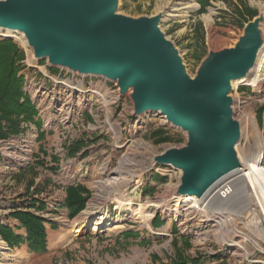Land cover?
<instances>
[{
	"label": "rangeland",
	"instance_id": "obj_1",
	"mask_svg": "<svg viewBox=\"0 0 264 264\" xmlns=\"http://www.w3.org/2000/svg\"><path fill=\"white\" fill-rule=\"evenodd\" d=\"M236 1L210 0L205 12L197 14L196 0H118L117 13L132 18L160 13V30L174 45L187 74L194 77L209 52L233 47L245 23L253 19L241 24L247 16L235 12ZM243 1L264 16V0ZM193 2L195 8L189 7ZM260 32L261 51L264 20ZM0 36L14 39L25 53L20 71L24 90L36 104L44 130L40 140L35 125L27 123L18 136L0 140V221L14 229L17 222L8 214L28 207L42 217L47 232L44 252H30L25 244L9 248L0 237V264H165L180 254L196 257L198 264H264V239L247 213L232 215L231 231L226 233L214 217L188 210L189 202L173 205L181 172L156 164L153 158L184 145L185 131L158 113L134 115L131 92L119 94L116 82L51 71L45 59H32L19 33ZM262 71L256 88L242 79L232 83L229 93L233 118L240 125L236 147L244 156L256 150L255 130L264 143V60ZM160 127L175 141L154 143L151 132ZM76 141L83 144L76 155H69L67 146ZM122 158L133 171L121 197L131 199L130 212L115 209L106 185ZM76 183L89 190L83 210L97 188L104 197L97 214L83 225L78 224L83 210L69 217L61 206L66 186ZM32 199L45 203L46 209L30 207ZM148 200L167 206L157 208L145 224L138 208ZM103 213L106 225L94 228ZM155 215L160 216L158 221ZM125 232L134 235L126 237Z\"/></svg>",
	"mask_w": 264,
	"mask_h": 264
},
{
	"label": "water",
	"instance_id": "obj_2",
	"mask_svg": "<svg viewBox=\"0 0 264 264\" xmlns=\"http://www.w3.org/2000/svg\"><path fill=\"white\" fill-rule=\"evenodd\" d=\"M117 8L118 0H0V29L23 34L33 60L114 81L119 94L131 92L134 115L158 113L185 131L184 145L153 160L180 170L177 195L200 196L241 166L229 93L255 64L264 16L245 23L233 47L209 52L190 77L159 28L160 13L132 18Z\"/></svg>",
	"mask_w": 264,
	"mask_h": 264
},
{
	"label": "trees",
	"instance_id": "obj_3",
	"mask_svg": "<svg viewBox=\"0 0 264 264\" xmlns=\"http://www.w3.org/2000/svg\"><path fill=\"white\" fill-rule=\"evenodd\" d=\"M196 1L199 6L197 14L205 12L206 6L210 4V0ZM234 9L239 16H247L243 19L242 25L257 13V10L245 5L243 0H237ZM24 59L25 53L14 39H0V140L18 136L25 130L27 123L35 125L37 138L41 140L44 135L37 106L30 94L24 90V77L20 73ZM49 69L54 72L58 71L57 68L49 67ZM151 137L156 144L175 141L163 127L152 131ZM82 144L83 141H76L67 146L69 155H76ZM154 178L164 182L161 176L155 175ZM65 195L61 206L67 209L69 217H74L84 209L89 198V190L81 183L70 184L66 186ZM32 206L38 210L46 209L45 203L42 201L38 203L34 199L31 200L30 207ZM8 216L17 222L13 229L10 225H5L0 221V237L9 248L25 244L30 252L46 250L47 232L42 217L31 212L28 207L14 209ZM154 218L158 221L160 216L155 215ZM52 228L56 227L52 225ZM124 235L128 237L134 234L125 232ZM165 264H198V259L196 257L186 258L180 254Z\"/></svg>",
	"mask_w": 264,
	"mask_h": 264
},
{
	"label": "bare ground",
	"instance_id": "obj_4",
	"mask_svg": "<svg viewBox=\"0 0 264 264\" xmlns=\"http://www.w3.org/2000/svg\"><path fill=\"white\" fill-rule=\"evenodd\" d=\"M194 6L195 2H193V4L189 7L195 8ZM2 32L3 33H0V35L12 34V31L9 30H4ZM20 36L24 39L23 34H20ZM263 60L264 48L258 52L255 64L251 69H249L251 71L250 74L242 81H246V83H250L256 88L260 80V76L263 74ZM242 81L236 83H240ZM254 140L256 150H252L253 152L249 154V156L241 155L240 151L235 146L234 149L236 152V158L237 161L241 163V166L232 172L229 177L213 189L200 196H174L175 203L173 205L179 206L182 203L189 202L190 204H188V210L201 213L208 219L214 217L217 225L220 226V229L226 233L231 231V216L237 214L239 215L245 212L248 214V217H250L249 221L252 224V227H254L260 237L264 239V143L261 133L257 130H255ZM132 172V170H129L127 160L122 158L118 162L117 167L114 169V173L116 175L109 180H106V185L110 188V193L113 196L116 210L124 212H130L132 210L131 199L127 198L124 200L121 198L124 193V188L129 182L128 175H132ZM226 180H229V184L227 186L228 190L225 191L226 196L223 198V196H220L221 190L219 188ZM102 197L100 189L97 188V192L93 195L88 206L81 212L79 221L77 220L79 225L85 224L89 221L90 217L97 214V205L101 203ZM166 206L167 204L165 203L159 204L151 200L146 201L138 208L140 216L142 217V222L146 224L147 221L152 218L153 213L157 208H164ZM106 216L107 214L105 213L100 214V218L95 220L96 222L93 227L97 228L102 225H106ZM229 242L230 245L234 244L232 239L229 240Z\"/></svg>",
	"mask_w": 264,
	"mask_h": 264
},
{
	"label": "built area",
	"instance_id": "obj_5",
	"mask_svg": "<svg viewBox=\"0 0 264 264\" xmlns=\"http://www.w3.org/2000/svg\"><path fill=\"white\" fill-rule=\"evenodd\" d=\"M72 76H74V75H72ZM76 76V75H75ZM228 184H229V180H226L222 185H220V196H223V198L226 196V192L225 191H227L228 189H227V186H228ZM225 192V193H224Z\"/></svg>",
	"mask_w": 264,
	"mask_h": 264
},
{
	"label": "crops",
	"instance_id": "obj_6",
	"mask_svg": "<svg viewBox=\"0 0 264 264\" xmlns=\"http://www.w3.org/2000/svg\"><path fill=\"white\" fill-rule=\"evenodd\" d=\"M155 225H156V223L153 226H155Z\"/></svg>",
	"mask_w": 264,
	"mask_h": 264
}]
</instances>
